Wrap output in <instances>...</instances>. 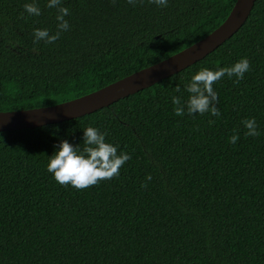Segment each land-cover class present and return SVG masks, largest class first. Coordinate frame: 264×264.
<instances>
[{"label":"trees","instance_id":"16d2710c","mask_svg":"<svg viewBox=\"0 0 264 264\" xmlns=\"http://www.w3.org/2000/svg\"><path fill=\"white\" fill-rule=\"evenodd\" d=\"M24 3L0 0V110L72 99L159 61L218 26L234 0H62L69 29L47 44L33 29L56 31V10L36 0L31 16ZM241 57L243 78L213 83L219 117L174 113L171 96L187 97L194 71ZM251 117L257 136L245 135ZM88 125L131 159L86 188L61 185L48 155L60 139L83 145ZM0 264H264V0L217 48L148 87L0 131Z\"/></svg>","mask_w":264,"mask_h":264},{"label":"clouds","instance_id":"9594fccd","mask_svg":"<svg viewBox=\"0 0 264 264\" xmlns=\"http://www.w3.org/2000/svg\"><path fill=\"white\" fill-rule=\"evenodd\" d=\"M136 2L137 0H128V3L133 6ZM151 2L158 7H166L168 4V0H151ZM46 7L56 10V31L50 33L48 28H34L33 39L47 44L55 41L62 31L69 29V22L65 18L69 14V9L63 5L62 0H46ZM23 9L31 16H39L41 12L36 0H30V2L25 0ZM249 67L247 57H241L230 66L200 67L190 75L184 85L187 97L171 96L174 113L177 116L185 113H210L212 116L219 117L220 110L216 106L217 92L213 88V83L225 75L228 77L234 75L239 80L243 78ZM242 124L246 129V136L260 134L254 117L243 119ZM82 129L83 145L80 143L74 145L67 139H60L53 153L48 155L46 163V170L52 174L56 182L61 185H71L77 189L86 188L99 180L119 175L120 167L125 161L131 159L129 152L123 149L118 152V145L106 139L105 131L93 125ZM237 139L235 134L229 137L231 143H235ZM151 178L150 174H146L141 187H146V182Z\"/></svg>","mask_w":264,"mask_h":264},{"label":"water","instance_id":"95a60500","mask_svg":"<svg viewBox=\"0 0 264 264\" xmlns=\"http://www.w3.org/2000/svg\"><path fill=\"white\" fill-rule=\"evenodd\" d=\"M255 0H234L224 20L181 50L81 96L55 104L0 110V131L38 127L84 115L176 73L217 48L247 19Z\"/></svg>","mask_w":264,"mask_h":264}]
</instances>
